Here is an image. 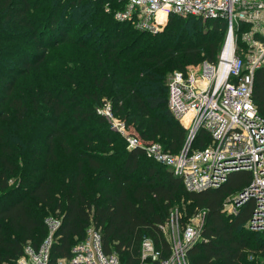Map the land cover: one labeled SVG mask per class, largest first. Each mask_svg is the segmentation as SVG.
Instances as JSON below:
<instances>
[{"label":"trees","instance_id":"1","mask_svg":"<svg viewBox=\"0 0 264 264\" xmlns=\"http://www.w3.org/2000/svg\"><path fill=\"white\" fill-rule=\"evenodd\" d=\"M124 6L0 0V264H17L28 247L38 251L50 235L49 217L61 222L51 264L70 257L91 227L104 253L122 264L140 263L147 238L167 259L161 227L182 200L189 215L206 214L189 264H264V230L247 228L255 202L236 214L224 211L250 185L249 172L232 174L219 188L188 191L144 148L129 150L98 112L110 105L141 139L178 154L187 130L169 110L168 75L216 62L227 22L172 16L163 31L142 32L115 19ZM253 100L264 117V69L255 74ZM210 141L200 131L192 149Z\"/></svg>","mask_w":264,"mask_h":264},{"label":"built area","instance_id":"2","mask_svg":"<svg viewBox=\"0 0 264 264\" xmlns=\"http://www.w3.org/2000/svg\"><path fill=\"white\" fill-rule=\"evenodd\" d=\"M122 1L125 6L115 13V19L130 22L139 31L159 33L172 16L225 20L226 42L216 62L204 61L197 68L175 71L169 78V110L187 130V141L178 154L165 151L157 142L145 143L113 114L110 105L99 109V114L110 121L129 150L144 148L148 158L168 168L188 191L219 188L232 174L249 172L250 185L228 200L224 211L236 214L253 200L256 206L247 228L264 230V117L253 100L255 74L264 69V0ZM242 25L261 27L242 34L247 44L246 56L239 53L236 44V33ZM200 131H206L211 141L205 148L193 150ZM203 213L199 227L187 225L181 234L174 223L177 214L172 212L171 221L161 227L170 244V257L162 259L153 240L147 238L142 243L139 264H189L187 253L201 239L206 216ZM46 223L50 230L48 239L38 251L26 248L17 264H51L50 249L61 222L49 217ZM170 224L173 230L168 236L166 229ZM54 264L122 263L117 254L104 253L100 232L91 227L86 239L72 249L71 256Z\"/></svg>","mask_w":264,"mask_h":264},{"label":"rangeland","instance_id":"3","mask_svg":"<svg viewBox=\"0 0 264 264\" xmlns=\"http://www.w3.org/2000/svg\"><path fill=\"white\" fill-rule=\"evenodd\" d=\"M110 10V5L107 6ZM106 7V8H107ZM108 8H107V11H108ZM120 8V7H119ZM109 12V11H108ZM168 24V23H167ZM166 24V26H167ZM165 26V27H166ZM165 27L161 30L163 31L165 29ZM241 28V27H240ZM254 29H257V30H260L261 27L259 25H255V27L253 26H247L244 30H243V33L244 32H248V31H252ZM240 33H236V44H237V47H238V50H239V53L244 54V56L247 55V44H245L244 42V37L243 35L241 34V36H239ZM241 40H240V39ZM258 40V39H257ZM225 42H226V37H225V40H223V47L225 45ZM223 49V48H222ZM203 63V62H202ZM202 63H199L198 65H188L187 66V69L189 68H197L199 67ZM177 71V70H176ZM175 72V71H174ZM174 72H171L168 76V79L170 78V76L174 73ZM129 131H134L133 129H129ZM145 143H148L146 141H144ZM236 198V197H234ZM233 198V199H234ZM233 199H229L230 201L233 200ZM190 203H187L185 202L184 200L181 201V205L180 207L181 208H175L173 210V213L177 214V217L174 218V223H175V227L179 229L180 233L183 234L185 232V230L187 229V225L189 226H194V227H199V225L201 224L203 218H204V213L203 212H198L196 214H192V215H189V213L186 211V208L187 206H189ZM181 209V210H180ZM183 219H185V226H183L184 224L182 223ZM171 221V217L169 219L168 222ZM172 227H171V224L169 225L168 229H166V232H167V235L169 236L171 231H172Z\"/></svg>","mask_w":264,"mask_h":264},{"label":"water","instance_id":"4","mask_svg":"<svg viewBox=\"0 0 264 264\" xmlns=\"http://www.w3.org/2000/svg\"><path fill=\"white\" fill-rule=\"evenodd\" d=\"M240 202V200H237V203H239Z\"/></svg>","mask_w":264,"mask_h":264}]
</instances>
